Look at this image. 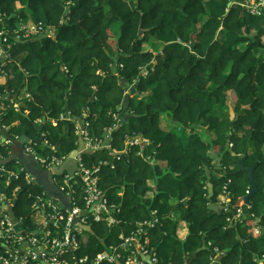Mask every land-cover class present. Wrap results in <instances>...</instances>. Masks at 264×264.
I'll list each match as a JSON object with an SVG mask.
<instances>
[{"label": "trees", "instance_id": "16d2710c", "mask_svg": "<svg viewBox=\"0 0 264 264\" xmlns=\"http://www.w3.org/2000/svg\"><path fill=\"white\" fill-rule=\"evenodd\" d=\"M244 1L0 0V32L10 35L19 22L55 32L13 46L0 84L7 92L0 137L11 141L0 146V192L7 200L19 195L14 212L23 227L37 228L31 206L45 190L20 171L17 141L35 138V123L45 120L47 145L68 157L79 147L81 121L102 142L82 160L99 167L98 186L121 223L89 222L76 258L91 264L109 248L125 258L121 244L153 220L146 234L158 264H211L217 255L220 264H264L256 262L264 257V19L246 13ZM154 61L145 78L141 70ZM23 91L30 100L16 109L12 96ZM162 116L172 126H162ZM136 136L146 142L127 145ZM240 157L258 189L249 205ZM74 190L81 206V189Z\"/></svg>", "mask_w": 264, "mask_h": 264}, {"label": "built area", "instance_id": "2783aa9c", "mask_svg": "<svg viewBox=\"0 0 264 264\" xmlns=\"http://www.w3.org/2000/svg\"><path fill=\"white\" fill-rule=\"evenodd\" d=\"M246 13L253 17L264 19V0H245L240 4ZM4 15L0 13V24L4 21ZM54 30L45 29L43 26L35 24H25L19 22L13 29L11 34L0 32V84L4 83L8 76L5 70L6 65L10 62V52L16 44L24 43L34 38L54 36ZM144 77H148L150 71L146 68L142 69ZM135 83V81H134ZM6 91L0 93V98L6 97ZM18 102H15L17 109L20 99L30 100V95L22 92L21 98L18 96ZM1 115V113H0ZM61 115L59 121L69 120L71 117ZM41 120L35 123V126L41 124ZM114 126L119 123L118 117L114 118ZM83 130L80 125H76V133L84 142L85 151L96 150L101 148L102 142H93L86 131L87 124L82 123ZM112 129L108 130L107 138ZM44 133H40L42 144L30 143L23 145L22 153L25 156H31L37 164V168L43 172L50 174L52 183L67 198V203L58 200L54 203L52 197L44 192L40 196H36L32 203V220L37 228L23 227V220H18L22 224V230H17L7 213V209L12 205L13 200H7L0 192V264H86V260L76 258L73 253L84 242L85 234L89 233L83 228L91 229L89 222L98 224L106 223L109 226H118L121 221L113 216L119 211L118 208L110 206L104 196V193L98 186L99 167L88 168L85 166L81 154L75 157L78 170L69 177L63 173L61 176L54 175L52 169H58L66 161L67 157H58L55 155V147L48 146L44 140ZM138 142H146L145 140H137ZM10 140L0 137V146L9 145ZM32 145H40L50 149V154H39ZM142 156V155H141ZM0 154V160L2 159ZM149 160V157L146 158ZM28 183H35L34 178L24 169L20 170ZM4 172L0 166V175ZM13 177V174H10ZM15 176V175H14ZM15 178V177H14ZM75 179V181H73ZM81 189L82 199L81 206L77 203L75 196V188ZM15 193V192H14ZM13 193V194H14ZM225 197L219 202L228 208L229 202L225 193ZM219 198V197H218ZM243 208L236 209V219H242ZM155 221H147L137 225V229L132 232L129 238H126L121 244L120 250L126 249L128 254L123 258L120 251L114 249H106L102 253L95 256L91 264H158V259L154 251L149 247V240L146 231L153 228ZM20 232H24L22 237ZM257 233V229L255 231ZM120 239L122 236L120 235ZM217 252V253H216ZM218 251L215 250V255ZM256 262H264V257Z\"/></svg>", "mask_w": 264, "mask_h": 264}, {"label": "water", "instance_id": "95a60500", "mask_svg": "<svg viewBox=\"0 0 264 264\" xmlns=\"http://www.w3.org/2000/svg\"><path fill=\"white\" fill-rule=\"evenodd\" d=\"M234 3H235V0H230V2L228 3V7H230ZM139 33H140V31H139ZM190 49H191V51H193V45L190 46ZM12 100L15 102H18L17 94L12 96ZM25 118L28 119L27 115H25ZM44 123H45V120H43L41 122V124H39V126L36 127V137L35 138L30 139L24 135V136H21L20 139L17 141V147H18V150L21 154L19 157V161L21 164H24L25 166H27V168L29 170L34 172V174L36 176L35 181H36L37 185H39L42 189H44L45 192L47 193V195L52 197L54 203H58V200H61L62 202L67 203V198L64 197V195L59 190H57L58 188H56V186L52 183V181L50 179V174L43 172L40 169H37L36 171H34V169L37 168L36 162L34 161V159L31 156H25L22 153L23 145H27L30 143L42 144L40 133L42 132ZM78 124L80 125V128L83 130L82 122L78 121ZM135 140H140V136L131 137L127 141V145H129L130 143H132ZM84 150H85L84 142L82 140H79V147L67 157L66 161L63 163L62 166H60L58 169H52L51 172L56 176H61L63 173H67L69 175V177H72L73 174L78 170L75 157L78 153H84ZM237 165H238L240 171H245L249 175V181L251 184V189L243 199L244 203L246 205H249L250 199L258 192L256 184L254 183V180H253V170L243 167L242 157H240L237 160ZM18 197H19V195H17L16 198L13 200L12 205L9 206V208L7 209V213L9 215V217L11 218L12 223L15 225L16 229L22 230V224L18 222V220L15 216V212H14V207L17 204ZM83 229L87 232H91V229L88 227H85ZM20 235L22 237H24L25 233L20 232ZM220 258L221 257H218V260H220Z\"/></svg>", "mask_w": 264, "mask_h": 264}, {"label": "crops", "instance_id": "0c3cea01", "mask_svg": "<svg viewBox=\"0 0 264 264\" xmlns=\"http://www.w3.org/2000/svg\"><path fill=\"white\" fill-rule=\"evenodd\" d=\"M114 51V50H113ZM152 69H151V72H150V74L148 75V77L150 76H152L154 73H155V69H154V66H155V61L153 62V64H152ZM147 77V78H148ZM149 77V78H150ZM126 96V95H125ZM228 104H230V105H232L233 103L232 102H230L229 101V99H228ZM124 103H126V101H124ZM168 119L166 118V117H164V116H162V118H161V125L162 126H172V125H170L169 123H168V121H167ZM170 122V121H169ZM171 123V122H170ZM172 124V123H171ZM225 196L223 195V194H220V196H219V198H218V200H221V199H223ZM177 235H178V237L182 240V239H184L185 237H186V235H187V230H186V228H185V225L184 224H182V225H180V226H178V229H177ZM218 257H220V255H217L215 258H214V260L212 261V263L211 264H220V261L218 260Z\"/></svg>", "mask_w": 264, "mask_h": 264}, {"label": "rangeland", "instance_id": "374dc122", "mask_svg": "<svg viewBox=\"0 0 264 264\" xmlns=\"http://www.w3.org/2000/svg\"><path fill=\"white\" fill-rule=\"evenodd\" d=\"M109 49L111 50V51H113V48L109 45ZM146 50H148L149 52H150V46H146ZM147 78V77H146ZM128 98V95H126V97H125V100ZM229 99V98H228ZM229 101H230V99H229ZM232 101V100H231ZM230 101V102H231ZM232 106H234V101H232ZM22 166L24 167V169L36 180V176H35V174H34V172L33 171H31V170H29L28 168H27V166H25L24 164H22ZM38 168H35L34 169V171H36ZM57 188V187H56ZM58 190V189H57Z\"/></svg>", "mask_w": 264, "mask_h": 264}, {"label": "clouds", "instance_id": "9594fccd", "mask_svg": "<svg viewBox=\"0 0 264 264\" xmlns=\"http://www.w3.org/2000/svg\"><path fill=\"white\" fill-rule=\"evenodd\" d=\"M140 140H142L141 138H140ZM135 141H137V140H135ZM134 142V141H133ZM147 158V157H146ZM35 180V179H34ZM36 182V181H35ZM37 184V183H36ZM47 194V193H46Z\"/></svg>", "mask_w": 264, "mask_h": 264}]
</instances>
